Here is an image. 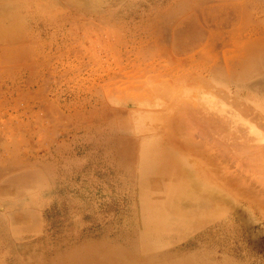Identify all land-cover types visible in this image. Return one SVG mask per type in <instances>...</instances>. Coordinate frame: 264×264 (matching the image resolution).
<instances>
[{
  "label": "rangeland",
  "instance_id": "1",
  "mask_svg": "<svg viewBox=\"0 0 264 264\" xmlns=\"http://www.w3.org/2000/svg\"><path fill=\"white\" fill-rule=\"evenodd\" d=\"M0 264H264V0H0Z\"/></svg>",
  "mask_w": 264,
  "mask_h": 264
},
{
  "label": "crops",
  "instance_id": "2",
  "mask_svg": "<svg viewBox=\"0 0 264 264\" xmlns=\"http://www.w3.org/2000/svg\"><path fill=\"white\" fill-rule=\"evenodd\" d=\"M156 156L154 158L155 171L161 177L170 176L177 179L173 186L175 198L171 199L172 203L169 207L173 213L190 218L202 214L213 203L220 204L222 198L219 195L215 194L208 186L194 182V179L190 177L192 173L180 167V164L183 163L181 155L166 150L159 152ZM159 225L157 223L155 227L158 228ZM144 228L147 232L151 230L152 226L147 224L144 225Z\"/></svg>",
  "mask_w": 264,
  "mask_h": 264
},
{
  "label": "bare ground",
  "instance_id": "3",
  "mask_svg": "<svg viewBox=\"0 0 264 264\" xmlns=\"http://www.w3.org/2000/svg\"><path fill=\"white\" fill-rule=\"evenodd\" d=\"M181 105V104H180Z\"/></svg>",
  "mask_w": 264,
  "mask_h": 264
}]
</instances>
